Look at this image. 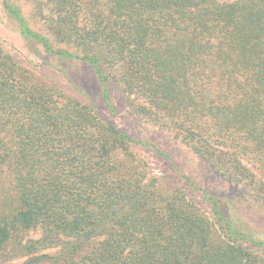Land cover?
Wrapping results in <instances>:
<instances>
[{
    "label": "trees",
    "instance_id": "trees-1",
    "mask_svg": "<svg viewBox=\"0 0 264 264\" xmlns=\"http://www.w3.org/2000/svg\"><path fill=\"white\" fill-rule=\"evenodd\" d=\"M20 1L21 36L87 65L107 104L116 90L264 218V0ZM149 145L0 47V263L264 264L245 219L154 175Z\"/></svg>",
    "mask_w": 264,
    "mask_h": 264
},
{
    "label": "rangeland",
    "instance_id": "rangeland-1",
    "mask_svg": "<svg viewBox=\"0 0 264 264\" xmlns=\"http://www.w3.org/2000/svg\"><path fill=\"white\" fill-rule=\"evenodd\" d=\"M19 6L29 14V6L20 0H0V47L23 66L53 81L68 95L90 105L104 119L134 140L145 141L138 153L149 165L152 173L171 185L181 186L191 199L211 214L210 207L200 191H194L190 183H196L210 195H215L230 214L245 219L248 225L264 239V218L236 198V187L220 177L213 169L187 148L176 142L170 133L147 125L139 120L116 90L110 93L108 105L103 98L100 82L93 71L80 62H69L49 56L39 45L21 36L17 23L4 9V2ZM227 1V0H222ZM38 233L29 237L38 238ZM12 259L0 264H20Z\"/></svg>",
    "mask_w": 264,
    "mask_h": 264
}]
</instances>
